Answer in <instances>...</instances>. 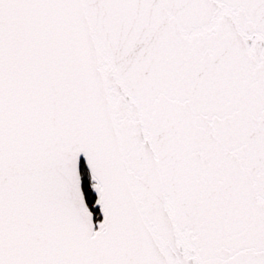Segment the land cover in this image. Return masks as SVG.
<instances>
[{
    "label": "snow or ice",
    "instance_id": "snow-or-ice-1",
    "mask_svg": "<svg viewBox=\"0 0 264 264\" xmlns=\"http://www.w3.org/2000/svg\"><path fill=\"white\" fill-rule=\"evenodd\" d=\"M0 264H264V0H0Z\"/></svg>",
    "mask_w": 264,
    "mask_h": 264
}]
</instances>
